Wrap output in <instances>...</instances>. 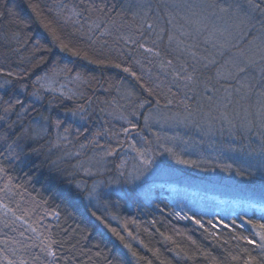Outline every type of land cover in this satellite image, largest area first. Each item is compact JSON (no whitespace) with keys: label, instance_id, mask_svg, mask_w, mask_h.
<instances>
[{"label":"trees","instance_id":"obj_1","mask_svg":"<svg viewBox=\"0 0 264 264\" xmlns=\"http://www.w3.org/2000/svg\"><path fill=\"white\" fill-rule=\"evenodd\" d=\"M242 1L259 29L264 0H254L260 5L255 11ZM94 21L99 27L88 30ZM119 21L128 25L125 31L100 35ZM137 28L120 0H0V264H245L249 257L261 258L256 226L264 224V178L255 167L253 173L240 172L245 180L234 189L246 194L220 196L249 209L227 217L194 212L183 219L168 195L156 193L147 200L125 182L122 192L111 187L90 195L89 188H80L91 180L67 155L76 146L105 145L115 149L109 158L117 161L125 125L108 123L101 113L117 102L118 87L131 90L136 104L121 101L119 107L129 112L135 106L136 124L129 125L136 131L154 103L167 105L163 92L139 69V45L148 36L139 39ZM164 45V57L174 61ZM46 75H78L79 98L41 89L38 81ZM165 92L178 100L173 89ZM137 104H144L140 115ZM176 105L169 108L179 111ZM90 106L83 125L67 119L68 111ZM61 134L68 145L58 141Z\"/></svg>","mask_w":264,"mask_h":264},{"label":"rangeland","instance_id":"obj_2","mask_svg":"<svg viewBox=\"0 0 264 264\" xmlns=\"http://www.w3.org/2000/svg\"><path fill=\"white\" fill-rule=\"evenodd\" d=\"M120 2L124 12L130 14V18L136 19L139 25V18L133 16L135 11L133 5L136 0H120ZM152 2L155 6V0ZM238 4L242 8L244 2L239 0ZM74 14L75 16H71L72 20L77 16L76 13ZM98 27V21H94L92 25L89 24L88 30L96 31ZM122 27L125 31L128 25L119 21L101 29L99 33L100 35L115 33ZM194 28L195 26H188L186 30L191 32ZM137 29L134 31L138 32L140 39L141 34ZM207 35L208 33L204 32L197 37L196 42L200 44L198 51L202 52L204 48H210L209 44L203 42ZM153 38L154 36L142 38L141 43L146 44V47H152L151 39ZM181 39L185 38L181 37ZM125 41L131 43L127 39ZM164 42L166 43V38ZM189 42L192 41L189 40ZM143 51L145 50L142 49V53L138 55V65L142 67L139 68L142 76L144 79L152 78L150 79L153 81L152 84L158 92H163L167 105L160 107L154 103L141 118L140 131H136V127L129 125V122L136 124V114H133L136 110L135 106L133 111L130 109L129 112L119 107L121 101H126L125 103L129 105L136 104L130 101L131 90L122 85L118 87L117 102L106 104L101 113L108 123L120 122L125 125L124 130L128 129L127 132L123 130L119 133L117 161L109 158L112 155H105L110 151L105 145H95L91 149L81 147L83 144L76 146L77 149L67 155L78 160L80 171L91 180L90 183H83L80 188L83 190L89 188L90 195L96 194L103 188L111 189V187L117 192H122L121 184L125 182L137 196L147 200L156 193L166 194L178 208L179 215L183 219H191V214L194 212H205L210 215L219 213L223 217L240 211L247 212L249 209L246 206L228 203L220 196L233 198V196L247 193L244 190H234L245 180L240 173L242 171L253 173L252 168L255 167L258 169L257 173L264 178V129L254 127L248 130L241 126L244 109L248 108V103L233 102L226 109L218 110L215 104H210L207 100L189 99L193 93L185 88L176 87L172 82V69H168L167 72L161 70L159 65L161 60H166L164 55L154 57ZM164 51L168 54V49L164 48ZM168 56L174 58V55ZM179 63L174 59L176 68L179 67ZM145 64L147 65L144 68ZM38 84L46 92L75 100L74 98L80 96L79 89L83 82L78 75L61 77L46 75L38 81ZM169 89L176 91L178 100L172 93L165 92ZM169 101H171L170 104ZM254 101L255 97L252 98L251 103L254 104ZM173 102L177 103L176 107L179 111L169 108L173 107ZM141 105H136L139 115L144 109V104ZM88 108L90 109L88 111H68L67 119L83 125L85 122L83 114L93 111V107ZM221 111L227 112V119L221 116ZM249 111L255 112V107L250 108ZM145 117L148 118L147 122ZM34 128L38 126L34 124ZM109 137L110 134L105 135L104 139L107 140ZM145 139L149 141L146 142ZM59 140L64 141L68 138L61 134L58 137ZM69 143L68 140L66 144ZM132 145H135L137 149L145 150L153 163L150 166L141 167L140 157L132 149ZM166 148H171L181 159L195 161V163H178L173 155L165 151ZM220 183L229 185L230 189Z\"/></svg>","mask_w":264,"mask_h":264},{"label":"snow or ice","instance_id":"obj_3","mask_svg":"<svg viewBox=\"0 0 264 264\" xmlns=\"http://www.w3.org/2000/svg\"><path fill=\"white\" fill-rule=\"evenodd\" d=\"M247 2L251 10L260 9L254 0ZM133 7V16L139 18L137 30L141 36H154L151 39L152 47H146L143 43L139 47L154 57H160L163 54L160 44L166 38L164 47L168 49V55H174V59L180 62L178 68L174 66L173 59L161 60L159 65L165 72L172 69V82L177 88L192 92L193 96L189 99L207 100L215 104L218 110L226 109L233 102H247L248 108L244 109L241 126L248 130L254 127L264 129V21L260 22L258 29L251 13L234 0H155V6L152 0H136ZM261 11L264 12V9ZM188 26H195L194 31H187ZM204 32L208 35L203 42L209 44L210 48H204L201 52L197 50L200 44L196 40ZM124 71L136 76L130 68ZM253 97L254 104L251 103ZM16 103L22 105V101L17 100ZM252 107H255V112L249 111ZM221 116L228 118L226 111H221ZM147 119L145 117L146 122ZM59 123L57 121V126ZM132 127L135 128V125ZM131 147L140 157L141 167L153 163L145 150L137 149L135 145ZM165 151L173 155L178 163H195L181 159L171 148ZM114 153L115 149H112L105 155ZM256 227L261 230L260 243L256 246L262 250V255L260 259L249 257L245 264H264V224ZM248 243L256 242L248 240ZM49 255L54 257L55 253L49 252Z\"/></svg>","mask_w":264,"mask_h":264}]
</instances>
